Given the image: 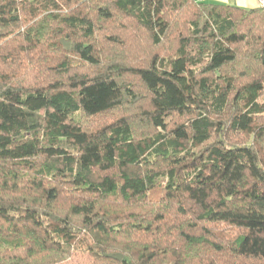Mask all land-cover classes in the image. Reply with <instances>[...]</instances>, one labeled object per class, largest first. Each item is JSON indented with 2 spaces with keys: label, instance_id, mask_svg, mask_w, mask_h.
I'll use <instances>...</instances> for the list:
<instances>
[{
  "label": "trees",
  "instance_id": "16d2710c",
  "mask_svg": "<svg viewBox=\"0 0 264 264\" xmlns=\"http://www.w3.org/2000/svg\"><path fill=\"white\" fill-rule=\"evenodd\" d=\"M76 247L264 264V7L0 0V264Z\"/></svg>",
  "mask_w": 264,
  "mask_h": 264
},
{
  "label": "rangeland",
  "instance_id": "374dc122",
  "mask_svg": "<svg viewBox=\"0 0 264 264\" xmlns=\"http://www.w3.org/2000/svg\"><path fill=\"white\" fill-rule=\"evenodd\" d=\"M135 33L140 35V37H141L140 42L144 44L146 41L145 36L143 34L139 33V31H136ZM146 43H147V41H146ZM132 80H134V79L132 78ZM136 82L138 83V87H142L137 80H136ZM121 258H122V255H121ZM92 261H93L92 258L89 257V255L87 254V252H85L83 250V248H77L76 247V248H73L70 256H68L67 258H65L61 261H57V262L52 263V264H91Z\"/></svg>",
  "mask_w": 264,
  "mask_h": 264
},
{
  "label": "crops",
  "instance_id": "0c3cea01",
  "mask_svg": "<svg viewBox=\"0 0 264 264\" xmlns=\"http://www.w3.org/2000/svg\"><path fill=\"white\" fill-rule=\"evenodd\" d=\"M195 1L230 5L243 9H254L258 7V0H195Z\"/></svg>",
  "mask_w": 264,
  "mask_h": 264
},
{
  "label": "water",
  "instance_id": "95a60500",
  "mask_svg": "<svg viewBox=\"0 0 264 264\" xmlns=\"http://www.w3.org/2000/svg\"><path fill=\"white\" fill-rule=\"evenodd\" d=\"M105 256L111 257V258H115L117 260L121 259V255L120 254H106Z\"/></svg>",
  "mask_w": 264,
  "mask_h": 264
},
{
  "label": "built area",
  "instance_id": "2783aa9c",
  "mask_svg": "<svg viewBox=\"0 0 264 264\" xmlns=\"http://www.w3.org/2000/svg\"><path fill=\"white\" fill-rule=\"evenodd\" d=\"M258 7H264V0H258Z\"/></svg>",
  "mask_w": 264,
  "mask_h": 264
}]
</instances>
